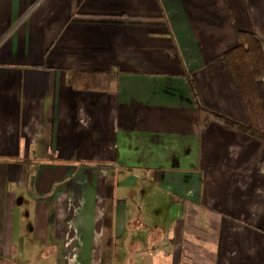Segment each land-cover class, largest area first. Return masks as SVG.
<instances>
[{
	"label": "crops",
	"instance_id": "1",
	"mask_svg": "<svg viewBox=\"0 0 264 264\" xmlns=\"http://www.w3.org/2000/svg\"><path fill=\"white\" fill-rule=\"evenodd\" d=\"M236 30L264 0H0V264H184L187 202L213 264H264V139L197 121H246Z\"/></svg>",
	"mask_w": 264,
	"mask_h": 264
},
{
	"label": "trees",
	"instance_id": "2",
	"mask_svg": "<svg viewBox=\"0 0 264 264\" xmlns=\"http://www.w3.org/2000/svg\"><path fill=\"white\" fill-rule=\"evenodd\" d=\"M235 34L237 44L222 56L231 73L246 121L242 123L204 107L197 108V121L205 125L213 118L264 139V99L259 90V82L264 78V45L250 32L236 30ZM115 79V73L103 70L79 69L69 76L71 86L79 90L108 91ZM182 210L186 233L182 242L184 264H213L215 252L207 244L216 238L217 213L208 211L207 228L203 229L196 222L197 211L191 203H183Z\"/></svg>",
	"mask_w": 264,
	"mask_h": 264
},
{
	"label": "rangeland",
	"instance_id": "3",
	"mask_svg": "<svg viewBox=\"0 0 264 264\" xmlns=\"http://www.w3.org/2000/svg\"><path fill=\"white\" fill-rule=\"evenodd\" d=\"M197 242H199V243H200V241H199V240H197Z\"/></svg>",
	"mask_w": 264,
	"mask_h": 264
}]
</instances>
